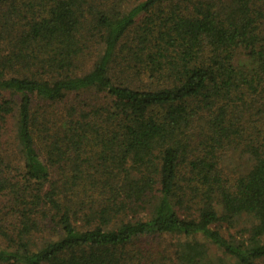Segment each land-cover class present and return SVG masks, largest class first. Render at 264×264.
<instances>
[{"label": "trees", "instance_id": "trees-1", "mask_svg": "<svg viewBox=\"0 0 264 264\" xmlns=\"http://www.w3.org/2000/svg\"><path fill=\"white\" fill-rule=\"evenodd\" d=\"M217 248L264 264V0H0V264Z\"/></svg>", "mask_w": 264, "mask_h": 264}, {"label": "rangeland", "instance_id": "rangeland-1", "mask_svg": "<svg viewBox=\"0 0 264 264\" xmlns=\"http://www.w3.org/2000/svg\"><path fill=\"white\" fill-rule=\"evenodd\" d=\"M137 1L142 0H129L130 4H134ZM9 129H12V122L9 121L7 124ZM8 129V130H9ZM230 166H235L236 162L234 160H230L229 162ZM251 224V219L245 216H241L230 228V231L232 234L236 237H240L242 233V229L248 228ZM229 230L228 228H224ZM210 262L209 264H236L234 258L230 257L229 255H224L218 248L214 249L210 256Z\"/></svg>", "mask_w": 264, "mask_h": 264}]
</instances>
